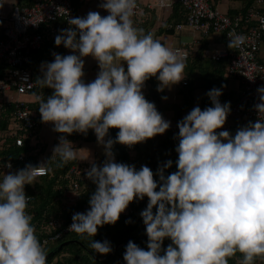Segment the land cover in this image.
<instances>
[{
  "label": "clouds",
  "instance_id": "9594fccd",
  "mask_svg": "<svg viewBox=\"0 0 264 264\" xmlns=\"http://www.w3.org/2000/svg\"><path fill=\"white\" fill-rule=\"evenodd\" d=\"M99 7L108 15L90 11L86 17L68 19L70 27L60 30L55 44L72 54L53 53L54 60L42 64L36 80L53 90L46 98L37 97L42 122L61 134L93 130L106 156L102 165L92 162L85 170L96 186L90 210L74 213L68 230L94 237L99 227L115 224L134 199L146 196L149 202L140 215L148 250L129 241L125 264H228L237 252L243 256L241 264H254L264 255V120L249 121L234 136L217 132L231 111L230 102H220L222 85L207 92L211 107L196 106L177 123V171L165 176L171 160L155 174L148 166L137 170L117 163L115 144L131 147L170 128L171 122L146 100L142 88L152 77L159 81L158 92L181 82L186 57L134 25L136 0H102ZM228 38L229 48L246 41L234 33ZM88 56L100 71L86 83L83 58ZM257 92L253 107L259 116L264 114V86ZM112 128L119 131L115 139L106 140ZM72 145L64 135L59 137L53 148L57 167L77 158ZM51 158L7 173L0 182V264H47L33 217L26 211L30 197L24 186L52 171ZM165 238L171 243L163 249ZM89 247L101 255L113 251L107 239H93Z\"/></svg>",
  "mask_w": 264,
  "mask_h": 264
},
{
  "label": "built area",
  "instance_id": "2783aa9c",
  "mask_svg": "<svg viewBox=\"0 0 264 264\" xmlns=\"http://www.w3.org/2000/svg\"><path fill=\"white\" fill-rule=\"evenodd\" d=\"M172 1L150 0L147 8L170 7ZM177 1L185 11V22L169 23L167 25L169 29L179 32L188 28L197 34L199 40L208 38L212 34H219L227 42L226 46L203 49L202 52L204 57L214 62L227 61V77L237 80L240 86L226 123L217 132L227 130L231 133L234 128L246 126L249 121L255 122L258 118L264 120V114L258 116L253 107L258 102L257 89L264 86V62L260 59L264 44V8H262L264 0H254L245 14L223 13L212 3V0ZM6 2L7 0H0V21L5 22L0 39V64L6 67L4 77L0 78V91H11L19 96L29 95L36 87L31 66L35 52L43 48L46 39L57 34L59 23L62 21L68 23V19L74 17L76 4L85 3L86 0H35L29 6H14L9 14L5 12ZM136 4L133 18L140 16L144 11L141 0H136ZM104 15H108L105 10ZM229 33L245 36V43L240 47L229 48ZM174 51H178L186 59L189 58L188 52L184 49L178 48ZM126 67L125 64V69ZM15 103L17 110L12 118L13 130L25 133L16 140V145L21 147L26 140H35L37 129L30 107L22 102ZM114 129L119 131L117 128ZM18 161L25 163V166L28 165L23 154L18 157ZM5 164H10L11 167L3 166V172L15 170L12 159ZM91 164L88 163L83 169L76 165L72 166L67 174L68 180L73 182L72 179L89 169ZM46 175L48 172L37 178ZM83 190L85 187L80 188L79 184L74 182L73 191L66 195L67 205L73 208L69 219L54 218L49 221L48 234L43 239L44 246L58 243L65 235L74 233L68 230L73 214L90 210L88 202L78 205L79 193ZM131 213L133 209L130 203L120 216H128Z\"/></svg>",
  "mask_w": 264,
  "mask_h": 264
},
{
  "label": "trees",
  "instance_id": "16d2710c",
  "mask_svg": "<svg viewBox=\"0 0 264 264\" xmlns=\"http://www.w3.org/2000/svg\"><path fill=\"white\" fill-rule=\"evenodd\" d=\"M34 1L35 0H19L17 5L29 6L33 4ZM177 3L179 4L182 20L180 22H175L174 24L185 22V11L179 1H177ZM62 23L66 22L62 21L59 23V26ZM4 27L5 22L0 21V39L2 38ZM59 32L60 29H58V32L54 37L46 39L45 43L55 39ZM43 48L40 51H42ZM202 50L201 54L203 52ZM40 51L35 52L34 60ZM187 52L189 54V59H191V50H188ZM33 62L31 65L32 67L34 64ZM215 64H217V66L214 72V77L207 82V87H205V89L202 87L204 91L208 92L213 88H221L222 85L226 86L222 88L223 90L228 88L227 80H229V77L226 75L228 64L227 61L215 62ZM5 70L6 67L3 64H0V78L4 77ZM34 74L35 73L33 71V76ZM35 80L36 78H34V81ZM194 81L195 77L192 78L190 75H188V81H182V88L179 90L178 94L184 96L188 95L189 89L194 87ZM183 82H185V84H183ZM156 85L157 82H155V80L151 81V89L156 94L152 98H149V102H153L158 112L163 116L164 105L161 103V98L164 95L157 91ZM38 89L39 88L36 86L32 93L39 95ZM142 92L144 96H147L145 94L148 93L145 90ZM189 95L191 99L187 103L183 104L181 107L177 106L175 108L176 111L174 112L173 116L175 124L172 129L167 130L164 134H158L154 138L147 139L144 144L136 145L134 148H132L133 146L129 147L119 143L115 144L112 149L115 155V161L117 163L134 165L137 170H139L141 166H148L155 174L158 167L165 164L168 160H171L173 161L172 167L165 169V176L177 171L175 161L178 159V154L176 153L175 148L178 146V140L174 139V136L178 135L179 132L177 123L183 119L184 113L192 105V95L190 92ZM1 96H4V92L2 91H0V97ZM219 99L222 104L230 102V105H232L237 99V94L235 92L229 91L227 93H222ZM37 102L39 103V101ZM37 102L35 104L29 105L31 111L34 114V120L36 123V137L38 136L42 124V118L39 109L37 110L35 108ZM211 106L212 104L209 97H204L202 101V110ZM16 110V103L9 104L3 102L0 105V115L3 113V119L0 122V180L3 174V165L9 159L13 160L15 170H20L25 167V163L18 161V157L22 154L26 157L25 162L27 164H32L34 166L39 164L36 159L37 155L33 153L34 148L37 146L33 143L35 140H26L23 146L18 147L16 145V140L18 137L24 136V131L9 130L10 125L13 124L12 118L15 115ZM237 129L238 128H234L231 132L233 136L235 135ZM5 131H7V134L4 135L3 133ZM117 133L118 132L114 128L109 129L108 137L115 139ZM82 135V140L85 142L91 143L96 140V135L91 129H89L86 134L82 133ZM132 151H135V154H133ZM58 160V155L54 159H51L49 167L52 168V171L48 172V175L39 177L33 182V184H26L24 187L25 194L31 198L26 211L33 217L31 223L35 227V235L47 253V264H125L123 256L126 250V245L129 241L134 242L139 247L147 251L148 237L146 234V227L140 215V213L146 209L149 202L146 196L143 200L134 199V201L131 202L133 213L128 216H120L119 220L115 224H107L103 227H99L98 232L94 237L87 236L86 234L81 236L74 232L65 235L58 243L47 246L43 245V239L48 234L47 226L49 221L54 218H65L66 220L69 219V215L73 208L67 205L66 195L73 191L74 182H77L80 188L85 187V190L79 193L78 205L87 203L96 188L95 184H93L92 181L87 178L85 171L80 176L73 178V182H70L67 178L68 171L72 166L76 165L83 169L88 163H81L73 160L68 162L63 167H57L56 162ZM99 165H102V161L99 162ZM154 179L159 181L158 176L154 175ZM155 211L156 209L154 208L153 212L155 213ZM126 221L130 222L126 223ZM93 239L101 242L107 239L110 241L113 251L107 255L96 253L89 247V244ZM65 243L68 244L64 245ZM170 243L171 240L165 238L162 248L166 249ZM61 256L67 258L62 260ZM242 259V254L237 252L234 256L228 258V264H241ZM254 264H264V255L256 257Z\"/></svg>",
  "mask_w": 264,
  "mask_h": 264
},
{
  "label": "crops",
  "instance_id": "0c3cea01",
  "mask_svg": "<svg viewBox=\"0 0 264 264\" xmlns=\"http://www.w3.org/2000/svg\"><path fill=\"white\" fill-rule=\"evenodd\" d=\"M18 1L19 0H7L4 6L5 12L9 14L11 9L17 5ZM253 1L254 0H212V3L223 13L245 14L248 8H250L253 4ZM141 2L144 6V11L140 16L133 18L134 25L136 27L143 28L145 33H152L154 38L160 40L164 45L171 48L172 50L178 48L184 49L186 51L191 50V59L187 58L185 60V78L182 80L188 81V75H190L192 78L195 77L194 87L189 89V92L192 95V105L187 109V111L190 110L196 101L198 104H200V108L202 109L203 98L207 96V91H204L202 87L205 89V87H207V82L214 77L217 64H215V62L209 58L202 56L203 53L201 54V50L203 48L215 49L217 47L226 46V41L219 34H212L206 39L199 40L197 34L188 28H184L179 32L169 29L167 27L169 23L180 22L182 20L179 4L176 0L172 1L170 7L156 9L147 8L150 0H141ZM100 3V0H86L85 3H77L74 17H86L90 11H96L99 12L101 16H105L104 10L99 7ZM262 8H264V5H262ZM69 26L70 25L68 23H62L58 29H66L69 28ZM53 53H58L62 56L72 54L71 50L65 48L63 45L56 46L55 39L45 43L43 50L37 54L33 62L34 64L32 69L35 73L34 78H36V80L41 76L42 64L45 62H52L54 60ZM83 59L85 61V67L83 69L85 76L83 79L86 83L94 81L97 73L100 71L98 62L92 56L84 57ZM260 59L264 62V44L261 48ZM153 80L157 82L156 86H158V79L156 77H152L145 82L142 88V91L145 90L148 93L145 94L147 95L145 98L148 101L149 98H152L156 94L151 89V81ZM181 83L179 85H172L170 89L165 88L163 92H159L167 97L166 100L161 98V103L164 105L163 118L171 122L169 129H172L175 124L173 120L174 112L176 111L175 108L177 106L181 107L191 99L189 92L188 95L185 96L178 94L179 90L182 88ZM36 86L39 88V95L32 93L29 95L19 96L11 91L4 92V96L0 97V105L3 102L9 104L22 102L29 106L30 104H35L38 101L37 97L46 98L52 94V89L43 88L38 83H36ZM227 86V89H222V93H227L229 91L235 92L236 94L238 93L240 86L237 80L229 78V80H227ZM38 107L39 103L37 102L35 108L38 110ZM187 111L184 113V117L186 116ZM2 114L0 115V122L3 119ZM53 127L54 126L51 123L42 122L38 136L36 137L35 141H33L34 145H37L34 148L33 153L37 155L36 159L38 163L46 162L51 157V159H54L57 156L53 155V148L59 143V137L61 136V133L53 131ZM9 130H13V124L10 125ZM3 134H7V131H5ZM64 136L66 139L72 142V147L76 150L77 158L75 161L81 163L96 162L97 165H99L100 161H105L106 156L104 154V147L98 143L97 137L95 141L89 143L82 140V133L74 132L71 135L64 134ZM105 139L107 140L108 136L105 137ZM140 144H144V142L137 143L133 146ZM134 152L132 151V153ZM16 171L18 170L7 173H14ZM2 179L3 176L0 182H2Z\"/></svg>",
  "mask_w": 264,
  "mask_h": 264
},
{
  "label": "rangeland",
  "instance_id": "374dc122",
  "mask_svg": "<svg viewBox=\"0 0 264 264\" xmlns=\"http://www.w3.org/2000/svg\"><path fill=\"white\" fill-rule=\"evenodd\" d=\"M181 82H179L178 83V85L180 84ZM196 106H199L200 107V104H198L197 103V101L195 102V104L190 108V110H188L187 111V113H186V115L194 108V107H196ZM132 148H134V146L132 147ZM133 154H135V152L133 153ZM157 156V155H156ZM134 158H135V155H134ZM156 158V157H155ZM104 162V161H103ZM90 163H92V162H90ZM96 163V162H95ZM10 172H12V171H10ZM5 174H7V172H3V174H2V176H4ZM65 258H67V257H63V256H61V259L63 260H65ZM67 260V259H66Z\"/></svg>",
  "mask_w": 264,
  "mask_h": 264
},
{
  "label": "water",
  "instance_id": "95a60500",
  "mask_svg": "<svg viewBox=\"0 0 264 264\" xmlns=\"http://www.w3.org/2000/svg\"><path fill=\"white\" fill-rule=\"evenodd\" d=\"M66 244H68V243H65L64 245H66Z\"/></svg>",
  "mask_w": 264,
  "mask_h": 264
}]
</instances>
